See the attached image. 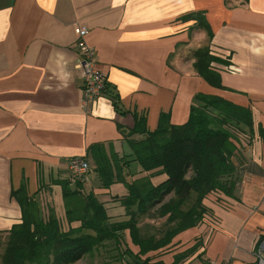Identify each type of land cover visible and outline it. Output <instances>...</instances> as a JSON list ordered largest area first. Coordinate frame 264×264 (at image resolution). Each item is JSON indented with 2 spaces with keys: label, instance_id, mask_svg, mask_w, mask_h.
I'll list each match as a JSON object with an SVG mask.
<instances>
[{
  "label": "crops",
  "instance_id": "0c3cea01",
  "mask_svg": "<svg viewBox=\"0 0 264 264\" xmlns=\"http://www.w3.org/2000/svg\"><path fill=\"white\" fill-rule=\"evenodd\" d=\"M194 13L205 15L211 38L195 20L184 21ZM78 26L89 30L118 107L110 95L82 105ZM206 36L211 54L228 64L212 65L223 89L194 71L193 51ZM197 93L252 109L256 142L245 163L252 173L230 223L214 237L204 227L190 229L161 261L184 254L181 264H254L264 237V0H0V233L22 221L13 191L24 187L61 206L56 181L67 179L72 157L99 143L120 155L134 115L145 117L148 129L162 113L182 123Z\"/></svg>",
  "mask_w": 264,
  "mask_h": 264
},
{
  "label": "trees",
  "instance_id": "16d2710c",
  "mask_svg": "<svg viewBox=\"0 0 264 264\" xmlns=\"http://www.w3.org/2000/svg\"><path fill=\"white\" fill-rule=\"evenodd\" d=\"M183 19L195 20L197 27L212 37L203 13L190 14ZM193 52L198 74L211 86L223 89L221 77L211 64L214 61L227 62L213 56L209 47ZM107 88L112 103L118 107V96L109 91V86ZM189 108L186 121L180 124L171 122V113H162L154 130L148 129L145 117L134 115L136 121L129 133L134 138L127 137L131 150L127 156L133 157L132 162L141 167L142 177L126 180L123 166L127 162L122 165V158H117L113 150L108 154L99 143L89 148L85 158L91 161L99 176V189L107 193L99 194L93 185L89 190L82 183L72 185L68 176L56 181L61 188L62 204L57 203L59 209H55L54 205L52 208L46 201L29 196L24 187L13 191L12 198L22 210V221L0 233L6 235L3 243L0 242L3 247L0 264H75L112 237L118 248L126 249L125 252L117 251L121 264H131L124 258L125 253L138 258L136 264H166L163 261L152 263L147 254L166 253V247L177 234L202 224L205 212L202 201L209 193L218 188L224 193L232 192L222 186L227 182L224 178L244 167L246 157L242 148L247 147L245 135L250 139L256 135L249 107L218 95L198 93L193 96ZM259 134L264 141L262 128ZM151 172L155 174L148 175ZM187 174H191V178H187ZM160 176H163L162 182H154ZM115 184L123 186L126 195L121 198L111 195L109 189ZM171 194L180 196V199L165 203ZM101 195H111L110 200H100ZM112 202H119L130 216L132 209L136 208L141 212L139 217L146 216L149 208L167 204L162 212L168 208L166 215L162 216H167L168 223L174 225L165 232L162 230L161 237L153 234L146 237L141 234L134 215L133 221L127 223L110 222L105 205ZM60 209L62 211L58 212ZM121 228L126 229L127 243L116 235ZM129 244L139 247L136 255ZM184 257V254L176 255L171 264H181Z\"/></svg>",
  "mask_w": 264,
  "mask_h": 264
},
{
  "label": "rangeland",
  "instance_id": "374dc122",
  "mask_svg": "<svg viewBox=\"0 0 264 264\" xmlns=\"http://www.w3.org/2000/svg\"><path fill=\"white\" fill-rule=\"evenodd\" d=\"M208 37L210 38V36H208ZM206 41H207V36H206L204 42H201L202 45L200 47L196 48L195 50L209 47L208 41H207V44L204 45L206 43ZM209 49H210V47H209ZM210 53H212V52H210ZM222 64L228 65L227 63H223V62H222ZM212 65L213 66H219L220 62L214 61V62H212L211 66ZM230 70H231V72H239L238 69H234V68H232V69L230 68ZM194 71L198 74L197 69L195 67H194ZM189 110H190V108H189ZM189 110H188V114H189ZM171 122H173L175 124H180V123H176V121H174L172 118H171ZM150 130H154V129H150ZM129 133H130V129H128L127 135L124 136L125 143L123 146L125 147V149L123 150L122 153H120V155H117V158H119V159L122 158L121 159L122 165L124 164V161L127 162V164H124V166H123V175L126 178V180L130 181L134 177H137V176L142 177V175H140L141 174V167L138 166L137 163L132 162L133 157L127 156V155L131 154V150L129 147V139H127V137L131 138V139L134 138V136L131 137L130 136L131 134H129ZM254 138L255 137L250 139L249 135H247V136L245 135L244 139L247 140L246 145L248 147H251L252 145L255 144L256 138L255 139ZM248 142H250V143H248ZM242 150H244L243 154H244V157H246L248 155L247 147L245 148V146H244L242 148ZM90 163H91V161H90ZM248 165L249 164L246 162L247 167H248ZM246 166L244 165V167H242V169H238V171L236 170V172L231 174V176L224 178L225 180H227V182H223L222 186L226 188L225 190H227V189L232 190V192L224 193L223 191H221L222 189L218 188L215 192L209 193L203 199L202 204L204 205V209H205V212L203 215L204 220H203L202 224L197 225L194 228L201 229L200 227H202V228L204 227L205 230H207L205 232L207 237H214L215 234L218 232V229H219V232H220V230H222V228H223L222 225H227L228 223H230V221H232L231 219H234V215L237 213L236 208L238 206L242 205V198H243V193H244L243 190L245 189L244 183L246 182L245 174L247 175V174L252 173V171L247 170ZM154 174H155V172L148 173V175H150V176L154 175ZM191 176H192L191 174H187L186 177L191 178ZM98 177H99L98 174L94 170V165L92 164L91 171H90L89 178H88V182L82 183L84 185L83 187H85L86 190H89L90 188H92V185H93V188L97 189L96 192H102V190L105 191L104 189H99L100 182H98V180H99ZM162 180H163V176H160V177H156L154 179V182L160 183V182H162ZM109 190L111 192V195H113V196H119L121 198V197H123V195H126V189L123 188V186L118 185V184L112 185ZM119 192L121 194H118ZM111 195H107L108 199H110ZM176 198L180 199V196H178V195L174 196V194H171L170 196H168L164 200V202L165 203L170 202L171 199H174L176 201ZM243 201H244V199H243ZM165 205H167V204H165ZM165 205H163V206H165ZM163 206L158 205L156 207L149 208L146 216L139 217L141 212L139 210H137L136 208L132 209V214L130 216L125 211L124 206H122L119 202L106 203V205H105V207L107 209V214L110 218V222L117 223V224L118 223H127L129 221H133V215H134L138 219L135 221L137 223L138 228L141 231V234L146 235V237H148L151 234H153L155 237H161V231L162 230H163V232H165V229L173 227L174 224L172 225L171 223H168L167 216H165V217L162 216L168 210V208H166L164 213H162L163 212ZM55 209H59V208L55 207ZM54 211L57 212L56 210H54ZM173 223H176V222H173ZM190 229H192V228H190ZM189 230H186L184 232L177 234L175 236V238L173 239L172 243L166 247V249L168 251L166 253H163L162 255H166L169 251L174 249L173 243L176 241V239L178 237L181 238V235L183 233L189 231ZM116 235H118L122 239L121 241H126L129 238L126 234V229H123V228L116 231ZM5 237H6V235H4V234L0 235V242L1 243H3ZM111 239L112 240H110V241L104 242L103 246H101L100 248H98L95 251L85 255L80 261H78L75 264H121L120 263L121 260L119 259V254L117 251L119 250L121 252H125L126 249L123 247L118 248V245H116V239L114 237H112ZM262 240H264V237L260 240L258 247H259L260 243L262 242ZM198 242H199L198 244L200 246L201 241H198ZM126 243H127V241H126ZM129 246L133 250L134 255H136L135 253L139 252L138 250H140L139 247H137L133 244L132 245L129 244ZM175 247H177V244ZM2 248L3 247L0 245V252L2 251ZM97 250H99V251H97ZM124 255H123L124 258L127 259V261L129 263L136 264L135 260H137L138 258L135 259L134 256L131 257V256L127 255L126 253ZM162 255H161V251L150 252L149 254H147V256H149L152 263L160 262L163 258ZM255 255H256V252H255ZM117 259H118V261H117ZM212 263H210V264H212Z\"/></svg>",
  "mask_w": 264,
  "mask_h": 264
},
{
  "label": "built area",
  "instance_id": "2783aa9c",
  "mask_svg": "<svg viewBox=\"0 0 264 264\" xmlns=\"http://www.w3.org/2000/svg\"><path fill=\"white\" fill-rule=\"evenodd\" d=\"M75 33V46L79 55L76 58V68L83 76L82 105L87 107L89 103L108 95V84L106 75L97 67L96 51L87 40L88 28L78 26ZM90 171L91 164L85 157L74 156L69 160V181L72 184L87 183ZM212 264L232 263L215 261ZM254 264H264V240L257 247Z\"/></svg>",
  "mask_w": 264,
  "mask_h": 264
}]
</instances>
